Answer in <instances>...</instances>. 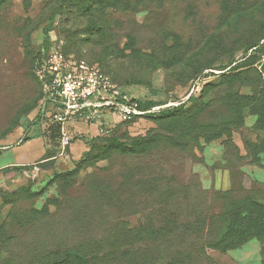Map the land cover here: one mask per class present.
I'll use <instances>...</instances> for the list:
<instances>
[{"label": "rangeland", "instance_id": "374dc122", "mask_svg": "<svg viewBox=\"0 0 264 264\" xmlns=\"http://www.w3.org/2000/svg\"><path fill=\"white\" fill-rule=\"evenodd\" d=\"M144 1L0 0V167L41 151L40 139L16 145L43 131L33 68L51 46L142 105L177 111L119 123L106 144L37 171L0 169V253L11 264L41 247L119 240L98 264H149L151 228L166 229L164 264H261L258 241L207 245L232 200L264 201V0Z\"/></svg>", "mask_w": 264, "mask_h": 264}, {"label": "built area", "instance_id": "2783aa9c", "mask_svg": "<svg viewBox=\"0 0 264 264\" xmlns=\"http://www.w3.org/2000/svg\"><path fill=\"white\" fill-rule=\"evenodd\" d=\"M33 76L42 94L38 117L43 132L49 135L57 131L54 138L59 146L57 156L71 147L73 138L65 129L68 123L98 125L99 136L107 137L113 128L108 122L110 117L117 123L129 124L137 119L156 117L176 106L170 103L143 106L97 67L65 56L60 47L51 46L40 54ZM37 164L30 166L33 171L38 170Z\"/></svg>", "mask_w": 264, "mask_h": 264}, {"label": "trees", "instance_id": "16d2710c", "mask_svg": "<svg viewBox=\"0 0 264 264\" xmlns=\"http://www.w3.org/2000/svg\"><path fill=\"white\" fill-rule=\"evenodd\" d=\"M144 2H147V0ZM51 21L52 18H50L49 24H51ZM48 50L49 49L45 50L44 52H47ZM61 51L65 56H70L65 54L63 50ZM73 58L75 60H83L74 56ZM168 111L169 110L157 115L156 117L149 118L156 119L162 117L161 115L164 114H167V116L177 115V111H173L174 113H169ZM110 135L111 134H109L107 137L98 136L87 141L85 140V143L87 146L93 145L95 143L106 144L108 139L111 137ZM79 139H82V137H79ZM27 140L28 138H24L23 142H26ZM51 161L52 160L46 162L49 163L47 166L51 165ZM22 168L24 167H21L20 169ZM214 221L215 223L219 224V229L216 238L212 242L208 243V248L223 252L238 248L249 241L255 240L262 245L261 264H264V201H260L251 197L240 200H232L221 213L215 215ZM199 229L203 231V228L200 227ZM166 236L167 232L165 228H159L156 231L151 228V231H149L147 237L150 240L146 246L149 254L151 255L149 258V264H164L165 259L162 258L164 243L162 241ZM9 240L6 241L7 246L9 245ZM119 241H115L108 246L96 244L95 246L88 245L86 247H82L80 245L73 248H62L60 252L58 250H44L45 247H41V249L38 251L33 252V258L27 260L25 264H98V260L100 259L99 256L101 253H103L104 247L107 249L109 248L110 253L112 251H114V253L119 252L122 247V242L117 244ZM0 246L2 248V244H0ZM11 263L13 262L8 257L5 259L0 253V264Z\"/></svg>", "mask_w": 264, "mask_h": 264}, {"label": "crops", "instance_id": "0c3cea01", "mask_svg": "<svg viewBox=\"0 0 264 264\" xmlns=\"http://www.w3.org/2000/svg\"><path fill=\"white\" fill-rule=\"evenodd\" d=\"M108 122L112 123V129L110 131L113 132L114 128L119 125V123H117V121H115L113 118H108ZM67 133L70 135V137H74L77 136L78 140H75V142H73L71 144V147L69 148V151H75L80 150V147L83 148L86 145L85 140H90L93 138H96L99 136V127L98 125H88L86 123L83 122H71L68 123L65 127ZM31 133H29V135H32L33 130L31 129L30 131ZM28 133V132H27ZM37 132H35L33 134V136L31 138H28L29 141L33 140V139H40L41 140V151L40 153L37 154L36 152V156L35 155V151L32 148L29 149H21L18 152L13 154V161H11V163H6L4 165H2L0 167V169H5V168H9V167H13V166H18V167H28L31 166L35 163H46L47 161L50 160H54V158H56L59 153V146L58 144L55 142V136L57 135V131H52L51 134L46 135L43 131L38 133V135H36ZM28 136V135H27ZM26 136V138H27ZM79 137H82V139H79ZM76 138V137H75ZM26 142H20L16 145V147H23L26 144L29 143V141ZM56 156V157H55Z\"/></svg>", "mask_w": 264, "mask_h": 264}]
</instances>
